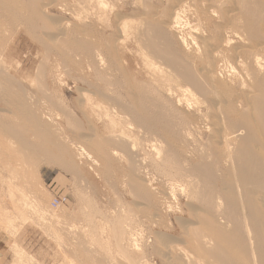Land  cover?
Here are the masks:
<instances>
[{"label":"bare ground","instance_id":"1","mask_svg":"<svg viewBox=\"0 0 264 264\" xmlns=\"http://www.w3.org/2000/svg\"><path fill=\"white\" fill-rule=\"evenodd\" d=\"M93 1L98 13H105L107 3L89 0V5ZM153 1L139 3L142 12L135 13L136 26H133L132 19L126 15L122 17V14L115 28L120 41L115 40L110 44L100 43L97 36L92 35L95 26L77 24L70 28L65 18H53L51 10L63 13L67 9L54 5L52 1L48 4L40 0H26L24 3L18 0L0 1V7L6 12V20L9 21L8 28L3 30L0 27V100L16 104L13 106L16 113L6 108L5 116L0 109V153L7 157L3 169L13 182L20 177L25 181L28 177L38 178L36 172L33 173L34 169L27 175L30 169L26 165L29 167L28 164L34 163L36 166L39 160L66 170L72 169L71 155L65 144L67 138L63 142L62 133L54 132L49 114H39L40 110L33 108L35 98L44 97L47 92L48 80L56 82L61 89L64 83L63 70L72 65L77 73V78H72L77 105L82 109H86V105L98 111L103 109L106 116L118 119V122L120 118H131L130 122H123L128 130L135 129L145 138L150 136L160 144L151 145L148 141L155 154L152 164L150 162L154 172L170 180L167 186L171 193L179 188L187 193H184L186 202L183 214L180 206L172 210L170 199L173 198L167 190L159 191L163 198L157 201V192H153L150 182L136 178L132 172L134 168L128 170L127 187L134 198L141 200V205H144L138 208L136 204L139 215H151L153 210L158 209L157 204L179 214L174 219L178 237L171 236L173 229L169 224L153 230L155 254L160 259H170L173 252L171 243L174 242L176 250H183L184 253L187 250L186 253L193 258L189 260L190 264H264V0H163V8H153ZM121 9H124L123 5ZM188 16L195 19L196 26L190 27L193 23L189 22ZM77 19L80 20V13ZM83 22L87 23L86 20ZM10 26L25 28L36 40L44 56L45 63L39 67L37 81L36 78L31 80L39 86L36 92L28 91L29 86L26 89L21 82L17 83L6 62L9 49L5 38L9 35L6 33ZM128 38L134 39L155 77L154 84L150 82L152 86L130 78L131 82L127 84L129 95L124 92L125 84L112 75V71L120 70L119 52L122 44V50L125 48ZM50 61L51 65H48ZM223 72L225 75H221ZM173 91H180L175 102L170 100L169 92ZM239 93L242 100L238 98ZM25 99L31 104L25 103ZM49 103L50 108L57 109L58 103L53 96ZM13 114L18 115L20 120L24 119L25 124L18 125ZM66 121L69 127L85 132L84 127L69 115ZM123 123L119 122L122 126ZM111 124L115 125L116 121ZM202 133L206 134L203 140L200 139ZM80 135L85 147L105 160L106 165L111 158L121 157V150L127 155L129 167L134 165L132 162L135 161L131 157V152L136 148L134 141L130 145L131 142L127 141V145L122 137L119 140L121 142L115 140L117 144H114L112 139L115 137L110 139L108 135L102 139L95 131L89 132V129ZM139 141L141 145L142 141ZM116 145L121 149L119 152L112 149ZM83 147L77 149L78 157L89 158ZM103 172L110 175L109 164ZM176 179L178 182L186 180V185L177 186ZM172 181H176V184ZM29 186H26V190H19L24 198L19 201H25ZM8 190L12 191L10 188ZM34 198L35 203L32 201L34 205L31 208L43 216L45 209L40 200ZM19 211L14 208L15 219L11 217L10 211L9 215L6 213L0 218V221L8 220L13 233L16 228L11 222L14 223L16 219L23 223L26 221L24 213ZM53 218L57 221L58 217ZM119 218L115 223L117 236L121 237L119 229L123 221ZM88 219L91 221L90 216ZM50 237L54 238L52 235ZM182 246H186L185 250ZM15 249L14 253L20 256V249L16 246ZM20 259L24 261L25 257ZM180 261L176 258L175 262L182 264ZM68 262L76 264L70 259ZM172 263L168 261V264Z\"/></svg>","mask_w":264,"mask_h":264},{"label":"rangeland","instance_id":"2","mask_svg":"<svg viewBox=\"0 0 264 264\" xmlns=\"http://www.w3.org/2000/svg\"><path fill=\"white\" fill-rule=\"evenodd\" d=\"M4 1L6 2V0ZM8 1L11 0H7V2ZM18 1L24 3L26 0H18ZM40 1L41 3L44 4L51 3L50 1H52L54 5L56 4V5L64 6L67 9V11L69 10L68 12L63 11L62 13V11L60 12L53 9L51 10V16H54L53 18H57V17L65 18L67 22L69 21L68 23L70 28H72L74 25L77 24H83V25L86 24V26H91V25L95 26L93 27L92 35L97 36L96 39L100 41V43L110 44L112 41L114 42L115 40L120 41L118 40L120 39L118 32L115 29L116 24L119 23V19H120L119 17H121L122 14H123L122 17L126 15L125 17L130 18V20L132 19V21H134L132 22L134 24L133 26H136L137 22H135L136 21L135 19L137 18L135 17V13L142 12V6H140L139 3L146 2L147 0H103L104 2L107 3V7H108L105 13H98V10L94 7L95 6L94 1L91 4L92 7H94L92 8L91 5H89V0L86 1L85 0H81V1L80 0H55V1L40 0ZM164 4L165 2L163 0L162 1L154 0L152 2V5L154 6L153 8L155 7L163 8L165 6ZM122 5L124 9H121ZM79 13H80L81 21L77 19V15ZM116 15H118V21ZM6 17H7L6 12L0 7V22H2L0 23V27L3 30L5 28H8L9 25L8 24L9 21L6 20ZM85 20L87 23L83 22ZM188 20L190 23H193L190 24V27H194L195 24L197 25L195 19L188 16ZM186 33L187 32H185L184 34ZM6 34H9L6 35L5 38L8 40L7 47L9 49L8 53L6 54V62L8 63L9 67H11V74L13 75V78L17 83L21 82L26 89L29 86V89H27L28 91L36 92L35 90L39 88L38 84L36 83L38 78L36 76L39 67L45 63L44 56L42 52H40V49L37 43L35 42L36 40H34V38L22 26L11 27ZM174 36L172 37L175 38ZM123 45L124 44H122L119 52V58L121 57V60H119L118 62L120 63L119 66L120 70L118 72L112 71V75L115 77L117 76L116 78L125 84L124 92L127 95H129V88L127 84L129 85V82H131L130 78H134L136 79L135 81L137 82L149 84L152 86V84H154L155 77L153 75L154 72L153 69L148 67V65L146 64L144 58L142 57L143 56L142 51H140L138 46L135 44L134 39L128 38L127 41H125V48L122 50ZM144 52L145 51H143V53ZM58 61L59 60L57 59V62ZM47 64L51 65V61L50 63ZM61 70H63V68ZM62 74H63L62 81L64 83L61 89L56 82L51 80L50 82L48 80L49 87L46 88L47 92L44 93L45 94L44 97L39 96L35 98L34 100L35 103L33 104V108L36 107L38 110H40L39 114H43L45 116H48L49 114L51 118L50 120L53 122L50 123L51 128L55 129L54 130L55 133L58 134L62 133V137L64 136L63 142L67 140L65 144L67 145V149L69 150V153L71 155L72 169L66 170L61 166H57L53 164L50 165L46 163L45 160H39L36 166L34 163L28 164L29 167H27L26 165V168L28 170L30 169L29 172H27V175H30L31 171L34 169L33 173L36 172L37 174L36 176H38V178L34 177L33 179V177L30 178L28 177L25 181L22 180L23 178L21 179L20 177V179L18 180L16 179L17 182L16 181L13 182V180L8 177V174L3 169L5 167L7 157L3 156L0 153V171H1L0 172V218L2 215L4 216L6 213L7 215H9L10 213L12 218L13 217L17 218L15 216L16 214L13 213L14 208H17L18 211L20 210L22 213H24L26 217L25 223L17 219L16 221H14V223L11 222V225L15 226L16 228L15 233H13V230L10 229L8 225V220H6L5 222L0 221V256H1L0 260L2 261L1 264H69L68 262L69 259L74 261V263L76 264H85L86 263V262L84 263L85 260L87 261L86 264L88 263L95 264V262L97 264H101L102 262L103 263L105 262L104 264H109V263L110 264H130V263L168 264V261H170L171 263L173 262L172 264H176L175 262L176 258L181 260L180 262L182 264H190L191 262L190 263L188 262L189 260L192 261L193 258H190V255L186 253L187 251L185 250L186 246H182V248H184L185 250L184 253L183 250L179 251L175 249V247L173 246L174 242L171 243L173 252H172V257H170V259L167 258L166 256L168 260L160 259L154 252L155 243L152 235L153 230H158L160 228H163V226L169 224L173 229V235L171 236L178 237V235H176L178 231L174 219L175 218L177 219L179 214L174 213V211L169 212L167 211L166 208H164V206L161 208L158 207L159 204H157L158 209L156 211L153 210V212L151 213V215L152 214L154 215L152 216L151 215L147 216L142 214L139 215L138 208L142 206L141 205L142 201L136 200V198H134L129 188L127 187L126 181L128 180V170L130 168L132 169L134 168L132 172L134 173L136 178H138L139 180L144 179L146 182H150L153 192H157L155 193V197L157 201H160V198H163V194H161L159 191H162V189L167 190V192L171 194V198H173L172 200L170 199L172 203L168 200V202L172 204V208H173L172 210H175V207L180 206L181 210L183 211V214L185 213V211L183 210V206L186 202L185 194L187 195L185 190H182L183 188H179L177 190L174 189L172 194L170 190H168L169 188L167 186L170 180L164 177L163 175L158 174L157 176V174L154 172L153 166L151 165L152 164L151 161L153 160L155 154L152 152L154 151V149L151 150L150 148H152L151 145L153 144L159 146L160 144H158L157 142L158 140L156 139L154 140L153 138V140L155 141L154 142L150 138V136H148L149 138L147 137L148 138L147 139L145 138L146 136L138 132L139 134H141L142 136L141 137L137 133V131H135V129H133V131L128 130L127 129L128 126H126L124 123L130 122L131 118H126L125 120L120 118V120L122 121L119 120V122L121 124L124 122L122 126L117 121L118 119L116 120V119H112L110 116H106V114H104L105 112L103 109L102 111L101 110L98 111L95 109H91L87 105L85 106L86 109L80 108L81 106L77 105L78 102H77L75 82L72 80V78H77V73L75 69L72 67V65H69V67L63 70ZM221 75H225V72H223ZM32 78H36V81L34 83L31 82ZM169 93H170V100L173 102H175L176 98L180 95V91H176V92L173 91V93L172 92ZM52 96L57 100L58 103L57 109L50 108L51 105L49 103V99ZM238 98H241L240 100L243 99L241 93L238 94ZM10 103L11 102L8 100H0V109L3 110L5 116L6 113L4 109L6 108L8 110L13 109V111L16 113L15 107H13L16 104L14 103L10 104ZM25 103L31 104L26 99H25ZM44 108L46 110H43ZM82 111H84L85 115H83ZM13 115H14L13 119L16 118L15 122L18 125L25 124L24 119L20 120L18 118V115L15 114ZM68 115L74 118L75 120H77V122H79L84 127L85 132L88 129L89 132L91 131L94 133L95 131L98 134V136L102 139L104 137L107 138L108 135H110L108 137L110 139L115 137L114 139H112L115 142L114 144H117V141L115 140L118 141L122 140V137L123 139L126 140L125 142L127 143V145L128 142H131L129 143L130 145L134 141L136 148L134 151L131 152L132 160L135 161L132 162L134 164L132 165L133 167L132 166L129 167L128 165L129 161L126 157L127 155H125L123 151L116 145L118 149L115 146L112 149L115 150L116 152H119L121 150L122 152L120 151L119 153L121 154V157L123 155L122 157L123 160L121 159L120 156L118 158H114V157L111 158L112 161L110 159V161L108 162L109 171L111 173L109 172L110 175H108V173H104L103 172L104 168L108 166V164L106 165V162H104L105 160L100 159V157L96 155V153L93 154L92 153L93 151H90L87 147H85L84 142L81 141V137H80L81 136L80 134L85 132H83L82 130H77L76 128L73 127H69L66 121ZM57 116H61V117H57ZM127 119L129 121H127ZM115 121L116 124L112 125L111 123ZM18 122H22V123H18ZM47 125L49 126V123H47ZM98 136H94V138L100 139ZM118 136H121V138L118 139L119 138ZM205 136L206 134L202 133L200 139L202 140L205 139L206 138ZM65 138L67 139L65 140ZM137 140L138 142H140L139 140H141L142 144L139 145L141 142L138 143ZM149 140H150L149 143L151 144L150 146L148 144ZM162 146L164 147V144H162L161 147ZM79 147H83V149H85V153L89 154V158H86L84 156L78 157L77 149ZM109 151L110 153H112L111 150ZM30 165L34 167H31ZM26 168L25 170L28 171ZM31 178L33 180H31ZM164 178L166 180H163ZM24 181L26 184L23 183ZM179 181L180 182H178L177 180V186L181 184L186 185L185 183L186 180L184 181L179 180ZM175 182L176 181H172L171 183L176 184ZM7 183L10 184V187ZM25 185L27 187L30 185L29 189L27 190V194L29 197L26 195L25 201H22L24 198H22L21 195L23 194L19 192V190L23 191L22 189L24 188H25L24 190H26ZM9 188L12 191L9 192L8 190ZM180 192L182 195L180 194ZM34 197H36L37 200H40V202L42 203L41 206L43 207V209H45L43 212V216L42 214L38 215L37 214L38 212L36 210L33 211V208H31V206H33L35 203ZM19 199L22 200L19 201ZM54 199H57V201L61 203V204L59 203L57 209H53L51 206V202ZM22 202H26L27 205ZM18 205L20 208L18 207ZM135 206L138 208H136ZM135 210H137L138 212H136ZM157 211H158V215H156L157 216L156 217L155 214ZM129 213H131V215ZM53 216L58 217L56 218L57 221L59 220L58 224L57 221L54 220L55 218H53ZM88 216H90L91 221L88 219ZM40 217H43V219ZM117 218L123 221L121 225L122 228L120 227L119 229L121 230V235L123 237L117 236L118 229L116 230L117 226L115 223V220H117ZM131 220L133 221V223H131ZM125 227L128 229H126ZM51 230H53V233ZM57 233L58 235H55ZM51 235L54 238L50 237ZM138 236L140 239L138 238ZM57 237L62 238V240L58 239ZM57 239L61 240L62 242L58 241ZM85 243L86 245H84ZM15 246L20 249V250L18 249L19 252L21 251L25 255V256L23 255L25 257L24 261L20 259V257L24 259V257L21 255L22 253H20V256H18L19 258L14 253V250H16ZM59 247L61 248V250ZM177 256H180V258ZM17 259L19 260L18 262ZM27 259L28 262L26 261ZM89 260L93 261V263L90 262Z\"/></svg>","mask_w":264,"mask_h":264},{"label":"built area","instance_id":"3","mask_svg":"<svg viewBox=\"0 0 264 264\" xmlns=\"http://www.w3.org/2000/svg\"><path fill=\"white\" fill-rule=\"evenodd\" d=\"M59 201H57V199H54L52 202H51V206L53 209H57L58 205H59ZM61 204V203H60Z\"/></svg>","mask_w":264,"mask_h":264},{"label":"crops","instance_id":"4","mask_svg":"<svg viewBox=\"0 0 264 264\" xmlns=\"http://www.w3.org/2000/svg\"><path fill=\"white\" fill-rule=\"evenodd\" d=\"M0 259H1V256H0ZM1 262H2V261L0 260V264H1Z\"/></svg>","mask_w":264,"mask_h":264}]
</instances>
